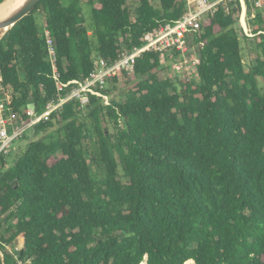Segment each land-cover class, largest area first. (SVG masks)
I'll return each instance as SVG.
<instances>
[{"label": "trees", "instance_id": "obj_1", "mask_svg": "<svg viewBox=\"0 0 264 264\" xmlns=\"http://www.w3.org/2000/svg\"><path fill=\"white\" fill-rule=\"evenodd\" d=\"M188 6L41 0L0 39L7 113L41 114L57 82L88 78ZM252 11L249 37L238 0L187 32L192 80L163 76L180 52L161 64L145 51L121 75L122 98L69 101L29 128L23 152L0 156V264H264V18ZM249 39L258 54L246 65ZM119 77L97 90L109 96Z\"/></svg>", "mask_w": 264, "mask_h": 264}, {"label": "built area", "instance_id": "obj_2", "mask_svg": "<svg viewBox=\"0 0 264 264\" xmlns=\"http://www.w3.org/2000/svg\"><path fill=\"white\" fill-rule=\"evenodd\" d=\"M228 1L235 0H189V10L184 16L172 23L160 25L153 31L146 33L142 38L143 45L141 47L135 48L131 52H123L114 62H107L102 58H98L99 67L88 78L71 80L66 84L57 82V100L49 102L46 110L41 114H37L33 107H29L26 111V114L29 116L27 122L16 120L15 117L7 113L8 107L3 97L4 88L0 69V156L10 152L14 140L19 138L27 128H31L41 120H48L51 113L60 110L65 103L75 100L79 103L82 102V105L88 101V94L103 96L104 99H108L107 95H102L97 89L103 88L108 79L115 76L119 77L123 72L130 76L133 72L136 58L145 51L159 53L161 64L166 63L167 54L170 53L169 55L172 56L176 52H180L182 54L181 57L172 61L170 65L171 73L174 74V77H178L184 72H186V78L190 77V75L195 77L197 75V62L195 59H189L185 56L187 52V45L185 43L186 34L190 29L199 30L202 20L217 11L220 6H225ZM238 1L241 4L245 19L249 18L247 14L249 5L253 10L252 17H254L255 13L259 12L264 18V0ZM242 25L246 31L245 24L243 23ZM45 37L48 45V60L53 69V78L58 80L54 45L48 31H45ZM64 89H67L65 93H63Z\"/></svg>", "mask_w": 264, "mask_h": 264}, {"label": "rangeland", "instance_id": "obj_3", "mask_svg": "<svg viewBox=\"0 0 264 264\" xmlns=\"http://www.w3.org/2000/svg\"><path fill=\"white\" fill-rule=\"evenodd\" d=\"M187 2L189 4V0H187ZM82 5H83L84 14H85V24H88V23H90V19H89V16L87 14L88 9H87L85 3H83ZM248 19H245L244 16H243V13H242L240 15V17H239L238 24L243 29V31L246 33V35L248 34L250 36V34H249ZM44 20H45L44 16H40L39 18H37L38 24H41V22L43 23ZM243 23L245 24L246 31L244 29V26L242 25ZM243 46H244V62L247 65V64H249L250 61L254 60L257 57V54L258 53H257V50H256L255 43H254V40L253 39H249L248 41L244 42L243 43ZM189 59H191V58H189ZM178 66H180V65H178ZM176 73H180V72H176ZM185 74H186V72H184L182 75H180L178 77H185ZM163 76L164 77H172L173 78L174 77V74L171 73V70L169 68V69H166L164 71ZM193 78H194V76H191L190 75V77L188 76L186 79L187 80H192ZM129 80H130L129 78L120 76L119 77V82H116L114 84L108 83L107 88H110V93H109L108 99H104V97L102 96L104 102L107 103L109 101V98H111V97H114V98H122L124 96V93L128 89V87H127V81H129ZM81 103H80V105H81ZM84 104L85 103H83L82 106ZM32 138H33L32 133L27 128L19 138H17V139L14 140L13 145H12V148H15V150L12 149V151L13 152H16L17 151L16 149L19 148V150L21 152H23L26 149L28 142ZM17 248L18 247H16V249ZM0 254H2V253L0 252ZM142 264H145V263H142ZM186 264H192V263L191 262H187Z\"/></svg>", "mask_w": 264, "mask_h": 264}, {"label": "water", "instance_id": "obj_4", "mask_svg": "<svg viewBox=\"0 0 264 264\" xmlns=\"http://www.w3.org/2000/svg\"><path fill=\"white\" fill-rule=\"evenodd\" d=\"M40 1L41 0H23L21 3L6 4L7 0H3L0 3V7H3V11L0 13V30L6 29L7 32L16 22L29 14V12ZM2 36L0 37V39L2 38Z\"/></svg>", "mask_w": 264, "mask_h": 264}, {"label": "bare ground", "instance_id": "obj_5", "mask_svg": "<svg viewBox=\"0 0 264 264\" xmlns=\"http://www.w3.org/2000/svg\"><path fill=\"white\" fill-rule=\"evenodd\" d=\"M23 0H7L6 4L21 3ZM3 11V7H0V13ZM242 20V19H241ZM6 32V29L0 30V37Z\"/></svg>", "mask_w": 264, "mask_h": 264}]
</instances>
